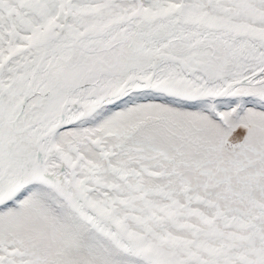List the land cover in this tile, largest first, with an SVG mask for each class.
I'll return each mask as SVG.
<instances>
[{
  "label": "snow or ice",
  "instance_id": "1",
  "mask_svg": "<svg viewBox=\"0 0 264 264\" xmlns=\"http://www.w3.org/2000/svg\"><path fill=\"white\" fill-rule=\"evenodd\" d=\"M0 264H264V0H0Z\"/></svg>",
  "mask_w": 264,
  "mask_h": 264
}]
</instances>
